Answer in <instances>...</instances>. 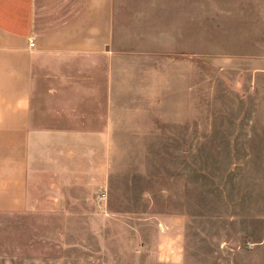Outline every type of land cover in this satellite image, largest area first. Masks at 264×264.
<instances>
[{
	"label": "rangeland",
	"instance_id": "374dc122",
	"mask_svg": "<svg viewBox=\"0 0 264 264\" xmlns=\"http://www.w3.org/2000/svg\"><path fill=\"white\" fill-rule=\"evenodd\" d=\"M202 1L116 0L106 177L0 211V264H264V26Z\"/></svg>",
	"mask_w": 264,
	"mask_h": 264
},
{
	"label": "crops",
	"instance_id": "0c3cea01",
	"mask_svg": "<svg viewBox=\"0 0 264 264\" xmlns=\"http://www.w3.org/2000/svg\"><path fill=\"white\" fill-rule=\"evenodd\" d=\"M211 1L264 26V0ZM116 17V0H0V211L105 179L92 167L122 105Z\"/></svg>",
	"mask_w": 264,
	"mask_h": 264
},
{
	"label": "built area",
	"instance_id": "2783aa9c",
	"mask_svg": "<svg viewBox=\"0 0 264 264\" xmlns=\"http://www.w3.org/2000/svg\"><path fill=\"white\" fill-rule=\"evenodd\" d=\"M31 47H32V48H35V45H34V44H31Z\"/></svg>",
	"mask_w": 264,
	"mask_h": 264
}]
</instances>
